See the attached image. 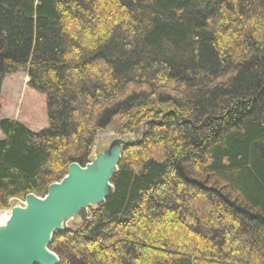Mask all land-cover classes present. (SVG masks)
Here are the masks:
<instances>
[{
    "label": "trees",
    "instance_id": "1",
    "mask_svg": "<svg viewBox=\"0 0 264 264\" xmlns=\"http://www.w3.org/2000/svg\"><path fill=\"white\" fill-rule=\"evenodd\" d=\"M18 71L40 105L23 118L2 106ZM113 123L142 135L54 232L59 264H264V0H0V209Z\"/></svg>",
    "mask_w": 264,
    "mask_h": 264
},
{
    "label": "water",
    "instance_id": "2",
    "mask_svg": "<svg viewBox=\"0 0 264 264\" xmlns=\"http://www.w3.org/2000/svg\"><path fill=\"white\" fill-rule=\"evenodd\" d=\"M122 152L123 148L117 155L109 150L113 160L102 157L85 166L72 163L67 175L50 184L44 197L27 194L24 205L11 209V219L0 240V264H59V257L49 249L54 232L64 230L57 227L58 221L104 201L105 188L118 168Z\"/></svg>",
    "mask_w": 264,
    "mask_h": 264
},
{
    "label": "rangeland",
    "instance_id": "3",
    "mask_svg": "<svg viewBox=\"0 0 264 264\" xmlns=\"http://www.w3.org/2000/svg\"><path fill=\"white\" fill-rule=\"evenodd\" d=\"M28 76L24 71H18L12 75H8L4 78L2 85V106L4 112H7L14 117L21 116L26 117V113L33 108L28 101L31 99L32 93L27 86ZM35 103V102H34ZM37 103V104H36ZM35 103V109L39 108V103ZM34 109V110H35ZM35 113V112H33ZM42 116L33 114L29 116V119L35 121L36 125H43L44 120ZM26 119V118H24ZM142 132L137 134L133 133H121L117 131V125L115 123L109 125L108 127L101 129L97 132L95 143L92 148L89 162H96L99 158H107L108 160H113L111 154L108 153L109 150L113 151L117 155L118 150L123 148L124 142L137 141L140 139ZM105 160H102L105 163ZM112 191L111 180L110 183L105 188V194L108 195ZM38 196V195H37ZM44 197V196H43ZM25 199L21 198H12L9 200V208L0 209L1 210H10L12 205H17L18 203H23ZM102 204V202L97 204H91L89 207H83L80 211L72 216L67 218L63 229H78L82 226V223L89 218L90 209L96 208ZM50 246V245H49ZM49 249L53 251L50 247ZM57 254V253H56ZM58 256V254H57ZM59 257V256H58ZM60 259V258H59Z\"/></svg>",
    "mask_w": 264,
    "mask_h": 264
},
{
    "label": "bare ground",
    "instance_id": "4",
    "mask_svg": "<svg viewBox=\"0 0 264 264\" xmlns=\"http://www.w3.org/2000/svg\"><path fill=\"white\" fill-rule=\"evenodd\" d=\"M46 200V199H45ZM24 205L23 203H18L17 205H12L11 209L15 206ZM25 208V207H24ZM10 210H1L0 211V240H2V233L6 230L7 224L12 216V211ZM67 221L66 218H62L58 221L57 227L63 228L65 222Z\"/></svg>",
    "mask_w": 264,
    "mask_h": 264
}]
</instances>
